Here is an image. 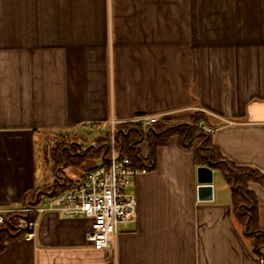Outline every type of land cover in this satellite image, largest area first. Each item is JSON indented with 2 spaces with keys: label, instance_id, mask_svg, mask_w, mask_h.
<instances>
[{
  "label": "crops",
  "instance_id": "crops-1",
  "mask_svg": "<svg viewBox=\"0 0 264 264\" xmlns=\"http://www.w3.org/2000/svg\"><path fill=\"white\" fill-rule=\"evenodd\" d=\"M196 111L212 132L199 122L204 135L174 131L153 156L151 124L128 122L144 131L131 143L146 170L114 249L92 247L88 218L34 212L33 235L7 240L0 264H260L201 144L264 175V0H0V209L56 180L47 158L59 139L82 154L111 117L160 114L181 127ZM92 125L102 133L86 147L77 131ZM100 160L71 164L58 181L68 187ZM199 166L212 169L209 199L198 198ZM248 186L264 230V184Z\"/></svg>",
  "mask_w": 264,
  "mask_h": 264
},
{
  "label": "built area",
  "instance_id": "built-area-1",
  "mask_svg": "<svg viewBox=\"0 0 264 264\" xmlns=\"http://www.w3.org/2000/svg\"><path fill=\"white\" fill-rule=\"evenodd\" d=\"M160 114L143 113L131 119L118 120L111 117L100 128L106 129L107 149L105 159L84 173L59 194L50 197L45 205L24 204L18 209H0V224L11 212L42 213L53 212L65 217H85L90 219L86 239L95 249L115 248L120 224L136 219V195L134 190L136 176L146 170L135 166L131 159L120 153L117 140V126L121 123L139 122L152 124L159 120ZM200 128L212 132L213 128L199 121ZM26 234L33 235L35 220L25 223ZM264 264V254L258 256Z\"/></svg>",
  "mask_w": 264,
  "mask_h": 264
},
{
  "label": "trees",
  "instance_id": "trees-1",
  "mask_svg": "<svg viewBox=\"0 0 264 264\" xmlns=\"http://www.w3.org/2000/svg\"><path fill=\"white\" fill-rule=\"evenodd\" d=\"M204 119V114L196 111L191 121L187 123V125L185 124L181 127L162 120H158L151 124V128L147 130L150 134L151 155L153 156L155 147L160 144H166L168 136L174 131L181 130L182 135L185 134L188 139L197 134L204 135L198 128V122L204 121ZM140 133L143 134L144 131L139 127L133 128V125L129 123H121L117 126V140L120 153L128 156L131 159V163L139 167L142 166L141 160L139 159L133 144L134 141L140 137ZM106 138L105 135L98 136L95 139L96 142L93 146L87 147L82 154H73L74 157L71 156L70 150H68L69 147H71L69 145L71 143L67 142L69 146L66 147V149H61V146L56 148L57 158L59 161L71 160V164L76 161L74 159L75 157H81L82 162L87 159L89 161L95 159L104 160L106 153L104 141ZM203 138H205V136H203ZM131 142H133V144ZM202 146H207V148L212 149V152L214 153V148L209 144L208 138H205L204 142L201 144V148H203ZM213 153L212 158L215 162H210V165L220 169L225 180L231 184L232 204L235 217L244 226L246 233L252 237L254 249L258 256H261L264 254V230L259 228L257 203L252 191L249 189L248 183L250 181H257L264 184V175L256 169L245 166H236L220 157L216 158ZM66 187L65 182L61 183L56 181L51 184H44L40 188H30L24 192L22 201L24 204L28 202L38 204L43 196H55L64 191ZM34 217V212H30L27 215L22 213L15 215L12 213L8 214L7 218L0 224V249L4 246L7 240L21 235L26 229L24 226L26 221L28 219H34Z\"/></svg>",
  "mask_w": 264,
  "mask_h": 264
},
{
  "label": "rangeland",
  "instance_id": "rangeland-1",
  "mask_svg": "<svg viewBox=\"0 0 264 264\" xmlns=\"http://www.w3.org/2000/svg\"><path fill=\"white\" fill-rule=\"evenodd\" d=\"M104 130V129H103ZM100 133H102V130H99V129H97L94 125H92V126H89V127H86V128H81V129H79L78 131H77V135L79 136V139H80V136H82V139L81 140H79L80 141V143H83L84 144V146H89V145H91L92 144V141H93V139H94V137L95 136H98ZM48 137H53L51 134H48L47 135ZM59 136V135H58ZM106 137H107V135H105ZM55 139L53 138V140L52 141H54ZM69 140H71V139H68V142H69ZM59 141H60V143H58V144H60L59 146H62V145H66V146H69L67 143L66 144H64L65 143V140L64 139H59ZM107 141H108V139L106 138V140L104 141L105 142V151H106V149H107ZM95 142H96V140H94V142H93V145L95 144ZM47 143H48V140H47ZM76 145V144H75ZM71 146V145H70ZM57 148V147H56ZM49 150H51V149H49ZM72 152H74V151H71V153ZM47 153H48V149H47ZM50 153V154H49ZM48 154L50 155V157H48L47 159L48 160H50V162H53L52 161V157H53V159L55 160L54 162H56V164H55V167H54V170H55V172L57 173V175H55L56 176V180L54 181V182H59L58 180H59V177H58V175H60L63 171L65 172V174L68 176V177H72V169H69L71 166V160H66V161H59L58 160V158H57V155H56V153H54V152H49ZM38 156H39V154H38ZM72 157H74V155H71ZM75 156H77V155H75ZM76 161L72 164V165H77V163H79L80 161H81V158L79 159L78 157H75L74 158ZM93 160H90V161H88V162H85V163H87V164H89V163H91ZM68 169H67V168ZM50 171H46V175H45V178H44V180L46 179L47 181H48V179L50 178V173H49ZM54 178H52L51 179V183H53L52 182V180H53Z\"/></svg>",
  "mask_w": 264,
  "mask_h": 264
},
{
  "label": "water",
  "instance_id": "water-1",
  "mask_svg": "<svg viewBox=\"0 0 264 264\" xmlns=\"http://www.w3.org/2000/svg\"><path fill=\"white\" fill-rule=\"evenodd\" d=\"M198 198L209 199L211 198V177L212 169L209 166H199L197 168Z\"/></svg>",
  "mask_w": 264,
  "mask_h": 264
}]
</instances>
